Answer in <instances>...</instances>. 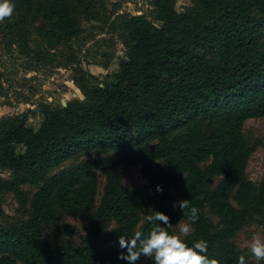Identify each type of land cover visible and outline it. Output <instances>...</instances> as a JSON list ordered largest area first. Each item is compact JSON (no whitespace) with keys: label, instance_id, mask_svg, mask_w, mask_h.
Returning <instances> with one entry per match:
<instances>
[{"label":"trees","instance_id":"obj_1","mask_svg":"<svg viewBox=\"0 0 264 264\" xmlns=\"http://www.w3.org/2000/svg\"><path fill=\"white\" fill-rule=\"evenodd\" d=\"M12 2L15 21L39 23L31 32L46 52L83 40L77 0ZM176 3L149 0L151 18L111 12L99 21L124 58L103 81L76 64L70 79L82 100L0 118V174L9 175H0V194L14 195L22 216L0 227V264H128L119 237L147 235L152 211L170 218V234L186 222L192 231L181 239L205 240L210 259L238 264L234 237L247 219H264V146L254 186L243 134L246 121L264 123V0H189L180 11ZM36 114L39 126H26ZM132 166L146 190L123 182ZM181 200L198 209L195 223L173 207ZM84 215L75 242L64 218Z\"/></svg>","mask_w":264,"mask_h":264},{"label":"rangeland","instance_id":"obj_2","mask_svg":"<svg viewBox=\"0 0 264 264\" xmlns=\"http://www.w3.org/2000/svg\"><path fill=\"white\" fill-rule=\"evenodd\" d=\"M189 4V0H177L176 11ZM78 17L82 38L69 50L65 46L57 47L53 52H46L40 39L31 30L39 23L32 17L28 23L21 24L11 19L0 23V118L24 112L39 110L40 105L61 106L72 100H82L79 90L71 82V70L76 65L97 78L98 81L110 79L117 71V64L124 58V52L119 42L110 36L101 24L103 18L111 12L129 15L144 14L151 18L149 0H77L74 4ZM95 20L87 21V17ZM155 25L158 23L154 22ZM24 25V26H23ZM30 28V29H29ZM107 45V46H106ZM41 121L38 114L29 116L26 126L36 129ZM243 134L253 151L246 165V179L256 186L263 172L264 123L260 119L245 122ZM22 147H17V154L23 153ZM66 167V165L62 166ZM2 178H8L7 172H1ZM98 175V193L101 191L102 178ZM123 182L147 188V182L140 174V166L127 169ZM24 194L31 195V187H22ZM98 198V197H97ZM232 205H234L232 203ZM0 227L22 218L19 212L18 200L13 194H0ZM206 215L211 216L207 211ZM88 215L81 217H65L64 223L72 230V240L79 242L85 235L84 225ZM187 224L179 222L172 227V235L182 238L180 228ZM259 233L264 237V219L252 216L243 224L234 237L233 244L240 256H245L246 264H261L251 256L248 245L251 237ZM64 238L67 236L63 235Z\"/></svg>","mask_w":264,"mask_h":264},{"label":"clouds","instance_id":"obj_3","mask_svg":"<svg viewBox=\"0 0 264 264\" xmlns=\"http://www.w3.org/2000/svg\"><path fill=\"white\" fill-rule=\"evenodd\" d=\"M14 10L15 5L12 0H0V23L11 19ZM162 190L160 186H157V191ZM177 206L183 214L189 216L192 223H195L198 219V209L190 207L189 200L175 202L173 207ZM186 209L187 212H185ZM146 219L154 225L147 235L137 230L131 237L126 238L125 235L119 237V247L126 249V254L123 251L120 252L119 259L127 261L128 264H137L142 257L151 260L152 264H219L217 259L208 257V244L205 240L194 241L189 246L179 236L170 234L167 230L171 227L170 218L164 213L152 211ZM191 231L187 224L180 228V232L185 237ZM248 247L255 261H264V237L259 233L254 234ZM238 264H246L245 256L241 255L238 258Z\"/></svg>","mask_w":264,"mask_h":264},{"label":"water","instance_id":"obj_4","mask_svg":"<svg viewBox=\"0 0 264 264\" xmlns=\"http://www.w3.org/2000/svg\"><path fill=\"white\" fill-rule=\"evenodd\" d=\"M61 107H65V103L61 101Z\"/></svg>","mask_w":264,"mask_h":264}]
</instances>
